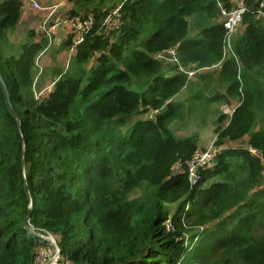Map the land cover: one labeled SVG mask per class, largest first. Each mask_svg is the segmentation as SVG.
<instances>
[{
	"label": "trees",
	"instance_id": "obj_1",
	"mask_svg": "<svg viewBox=\"0 0 264 264\" xmlns=\"http://www.w3.org/2000/svg\"><path fill=\"white\" fill-rule=\"evenodd\" d=\"M69 1L92 24L70 30L68 67L47 68L54 86L39 95L48 36L12 44L24 4L0 0V74L17 115L0 83V264H39L30 208L72 264H264V0H245L229 52L232 0ZM172 48L169 74L155 55ZM190 65L199 89L180 69ZM234 103L216 116L213 167L191 182L199 138L172 123Z\"/></svg>",
	"mask_w": 264,
	"mask_h": 264
},
{
	"label": "rangeland",
	"instance_id": "obj_2",
	"mask_svg": "<svg viewBox=\"0 0 264 264\" xmlns=\"http://www.w3.org/2000/svg\"><path fill=\"white\" fill-rule=\"evenodd\" d=\"M237 3V0H234ZM38 4L41 6H44V8L48 9L51 7H55L59 4V2H65L66 6L64 10H67L70 6L72 7V3H70L69 0H37ZM60 5V4H59ZM34 7V6H33ZM35 10H38L37 8L34 7ZM60 9V7L57 9V11ZM44 11V10H43ZM56 11V12H57ZM51 10L42 12L41 14L31 10V8L28 7V10H23L22 14V20L20 21L19 25L17 26L16 30L12 31L10 33L9 40L12 42V44H17L19 45L20 43L24 42L27 38V33L29 30H34L35 35L37 37V41L41 39V36L46 34L42 32L41 30V25L39 24L42 20H45L44 15H48ZM56 12H54L52 15H54ZM224 17V16H223ZM191 24H193L194 20L193 18H189ZM43 22V21H42ZM80 19L78 21H75V26L73 28H70L71 32H81L82 28H80ZM43 25V24H42ZM241 30V27L238 28V30ZM11 31V30H10ZM70 32V33H71ZM48 36L49 41H51L52 45L49 47L48 51L43 52L42 54L39 55L37 58V63L39 67L37 79L35 80L36 83V91L38 92L39 95L46 94L49 92L53 86V76L52 75H45V70L49 67H55L56 65L59 66L62 69H67L68 64H69V59L70 55L72 54L70 50H59L61 49L62 46H60V40H59V35L55 37ZM62 37L64 38V33H61ZM52 37V39H51ZM10 42V43H11ZM9 50V49H8ZM229 51V49H228ZM162 58H164L163 55H160ZM170 56L168 55L166 57L167 63H165V68L167 73L170 72V70L173 69V64L174 61L169 59ZM195 70V68H192ZM217 71V68H212L208 69L205 73L210 72V73H215ZM197 74L194 72V75L191 76L190 78L193 79V84L192 86L195 89H199L200 87L196 86V77ZM135 87L138 88L139 85L137 83L135 84ZM188 96H189V89L187 88L186 90L182 91L178 96L174 97L176 101H182L187 103L188 101ZM238 103H234L233 105H227V106H222L223 104H215L213 108V112L208 115V117H203L199 113H196L195 115L193 114H187L185 113L184 118H181V120H175L172 123V128L173 131L177 136L180 137H188L189 135L195 134L199 138V150L200 152H206L209 149H216V142L218 141V137L216 136L215 133V127H216V116L220 113H224L226 115H230L234 108L237 106ZM138 118L142 116H137ZM260 123L261 120H260ZM259 124V123H258ZM242 144H245V141L241 142H234L231 143L228 141L226 146H241ZM219 149V148H218ZM177 202L172 203L171 207L176 206ZM33 229V228H32ZM30 229L31 231H33ZM37 232V234H43L42 236L46 237L43 242L40 244H37L38 246V252H37V260H39V264H65L63 263L64 260L62 259L58 248L55 244V240L51 236H48L47 234H44L43 232ZM40 234V235H41ZM56 238V237H55ZM57 240V239H56ZM48 243H45V242ZM188 241V238H187ZM69 264H72V262H69Z\"/></svg>",
	"mask_w": 264,
	"mask_h": 264
},
{
	"label": "built area",
	"instance_id": "obj_3",
	"mask_svg": "<svg viewBox=\"0 0 264 264\" xmlns=\"http://www.w3.org/2000/svg\"><path fill=\"white\" fill-rule=\"evenodd\" d=\"M22 2L24 1H28V0H21ZM31 2V4H33L34 7H36L38 10L45 12L48 10H51L50 13H48V15L45 16V20H43L42 22V30L46 31L47 27H48V18H50L52 16V14L54 12L57 11L58 9V5L55 7H51V8H44V6H41L40 4H38L37 0H29ZM234 3V7L231 10H223V16L225 19V27L227 28V39H228V43L226 46V52H229L230 49L232 48V35L236 29V27L242 22V15L244 14L245 10H246V5H245V0H237V3L232 0ZM220 6H222L220 4ZM44 10V11H43ZM258 13L264 17V2H262L260 4V7L258 9ZM75 21H78V19H75ZM73 20V22H74ZM81 23V22H80ZM84 23V24H83ZM82 24H80V28H84V26L86 27H90L92 22L90 20H88L87 22H83ZM75 26V23H74ZM73 26V27H74ZM82 40V38H78L77 40H75L76 43H80V41ZM229 49V51H228ZM160 55H163L164 58H162ZM170 56V60L174 61V63L179 64V60L176 56V50L174 48L167 50V53H158L155 56L160 59L163 60L164 63H167L166 57ZM181 70H185L186 73H188L189 77L194 75V72L196 73V70L190 69V68H184L180 67ZM157 111H155L154 113H156ZM218 152V148L216 147V149H209L206 152H200L197 151L193 156L192 159L189 161L188 163V177L191 180V182L196 183L199 179L198 177V173L201 167H213L215 160H216V155ZM175 168L177 170L182 169V165L180 163L175 165ZM37 231H39L37 229ZM60 253V251H59ZM70 261H64L63 263L65 264H69Z\"/></svg>",
	"mask_w": 264,
	"mask_h": 264
},
{
	"label": "crops",
	"instance_id": "obj_4",
	"mask_svg": "<svg viewBox=\"0 0 264 264\" xmlns=\"http://www.w3.org/2000/svg\"><path fill=\"white\" fill-rule=\"evenodd\" d=\"M23 4H24L23 10H26V9L28 10V7H29V8H31V10H34L40 14L42 13V11H40V10H35L33 7V4H31V2L29 0L24 1ZM59 4H58V8L60 7V9L54 15H52L50 18H48L49 24H48L47 30L46 31L42 30V21L43 20L39 24L41 25L42 32L46 33L49 37L51 36V32H53L52 36L55 38H56V36L59 35L58 37L60 40V44L62 45V41H64L67 38L66 36L70 32V28H73V26H74V23H73L74 18H71L69 16V10H70L71 6L69 8H67V10H64L66 3L65 2H59ZM22 14H23V12H22ZM44 16H46V15H44ZM239 30H238V32H239ZM61 33H64V38L62 37ZM51 39H52V37H51ZM49 43L51 46L52 45L51 41H49ZM187 68L192 69L193 65H190ZM209 69H212V68H209ZM207 70H205V71H207ZM171 73H173L172 70H170L169 74H171ZM190 79H192V78H190ZM196 81H197V79H196ZM222 106H225V105H222ZM213 108H214V106H213Z\"/></svg>",
	"mask_w": 264,
	"mask_h": 264
},
{
	"label": "water",
	"instance_id": "obj_5",
	"mask_svg": "<svg viewBox=\"0 0 264 264\" xmlns=\"http://www.w3.org/2000/svg\"><path fill=\"white\" fill-rule=\"evenodd\" d=\"M0 83L3 85V88H4V93H5V98H6V102L8 103L9 105V108H10V111H12V113L17 117L11 103H9L8 101V92H7V86L6 84L4 83L3 81V78L0 74ZM18 119V118H17ZM18 122H19V119H18ZM31 215H32V209L30 208L29 212H28V215H27V221H28V224H29V227H28V237L31 241H35L37 244H40L41 242H43V240L46 238L44 236H42L43 234H37V232H35L34 230L37 231V228L34 226L31 225L30 223V218H31ZM33 228V229H32ZM30 229H32L33 231H31ZM39 230V229H38ZM39 232H41V230H39ZM48 236H51L53 238V240H55V244L58 248V251H60V245H59V242L58 240H56L55 236L50 234V233H47ZM45 243H48L47 241Z\"/></svg>",
	"mask_w": 264,
	"mask_h": 264
},
{
	"label": "clouds",
	"instance_id": "obj_6",
	"mask_svg": "<svg viewBox=\"0 0 264 264\" xmlns=\"http://www.w3.org/2000/svg\"><path fill=\"white\" fill-rule=\"evenodd\" d=\"M21 1V0H20ZM23 3V2H22Z\"/></svg>",
	"mask_w": 264,
	"mask_h": 264
}]
</instances>
